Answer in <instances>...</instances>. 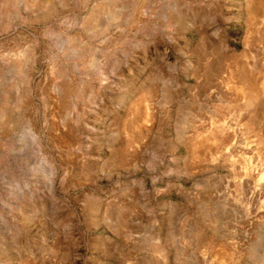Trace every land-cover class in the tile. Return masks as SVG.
<instances>
[{
  "label": "rangeland",
  "instance_id": "1",
  "mask_svg": "<svg viewBox=\"0 0 264 264\" xmlns=\"http://www.w3.org/2000/svg\"><path fill=\"white\" fill-rule=\"evenodd\" d=\"M0 264H264V0H0Z\"/></svg>",
  "mask_w": 264,
  "mask_h": 264
}]
</instances>
